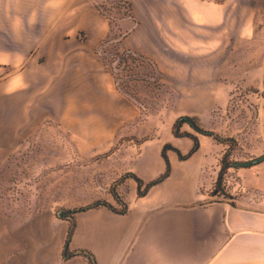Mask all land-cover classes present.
Returning <instances> with one entry per match:
<instances>
[{"label":"crops","instance_id":"crops-1","mask_svg":"<svg viewBox=\"0 0 264 264\" xmlns=\"http://www.w3.org/2000/svg\"><path fill=\"white\" fill-rule=\"evenodd\" d=\"M123 1L130 15L117 24L119 50L149 57L161 75L157 105L147 111L117 89L99 59L113 22L94 0H0V189L11 179L13 130L26 129L31 113L24 98L42 91L36 114L51 116L83 152L35 161L94 162L96 199L121 208L112 186L128 205L126 213L105 205L75 213L66 248L70 221L52 205L22 203L13 212L0 198V264H91V257L97 264H264V161L229 168L230 197L209 200L226 145L185 124L200 147L185 160L168 150L166 179L139 196L137 181L122 177H159L167 143L190 151L193 140L173 134L178 117L196 116L210 129L239 81L264 87L262 25L256 34L248 0ZM123 135L131 136L127 144ZM93 147L112 152L93 161Z\"/></svg>","mask_w":264,"mask_h":264},{"label":"rangeland","instance_id":"rangeland-1","mask_svg":"<svg viewBox=\"0 0 264 264\" xmlns=\"http://www.w3.org/2000/svg\"><path fill=\"white\" fill-rule=\"evenodd\" d=\"M94 1L105 16H112L115 19L116 26H114L111 35L112 38H119L120 31L116 27L121 18L130 15V9L128 6L126 7L127 4H123L120 0ZM247 6L254 13L256 34H259L261 25L263 33L264 0H248ZM82 39H85L84 35H82ZM115 40L107 48L108 58H106L109 63L105 65L112 71L116 87L118 83L121 88V90L117 89L139 106L142 111H147L149 107L156 106L158 102L159 88L161 87L159 69L157 66L153 71L151 68L141 67L136 69V73L132 72L130 68L127 72L114 69L115 61L118 58L115 52L119 51ZM263 41L262 39L261 46L264 45ZM252 52L258 55L260 52L258 44L253 47ZM99 59L103 62L100 57ZM146 76H154L155 79H149ZM37 93L39 96H26L23 101L28 111L31 112L27 120V128L13 130L9 147V168L12 173L10 182L5 188L0 189L2 202L13 212L22 203H37L42 207L43 205H52L60 215L65 210H73L70 207L75 201L81 203H75L74 209L90 206L100 201L95 197L96 194H99L95 191L100 189V186L97 185L98 177L93 176V172L88 170V166L94 162L35 161V159H43L41 157L58 159L67 156V154L83 152V147L73 145L74 140L71 133L62 129L51 116L36 114L45 106L42 103L44 101L41 96L43 92ZM263 93L264 87H247L239 81L237 87L231 91L228 97L226 110L222 113L217 110L214 115L213 123L209 128L223 136L234 137L238 141V146L231 155V159L234 161L248 162L264 155ZM129 139L131 136L123 135L120 138V143L127 144ZM227 149H230L229 146H225V151ZM111 152L112 149L93 147L91 153L96 155L93 161ZM229 173L228 170L223 176V181L218 188L219 194H212L213 185L209 200H218L223 196L229 198L227 192ZM107 188H109L108 185ZM110 189L112 190V186ZM101 191L103 190L101 189Z\"/></svg>","mask_w":264,"mask_h":264},{"label":"trees","instance_id":"trees-1","mask_svg":"<svg viewBox=\"0 0 264 264\" xmlns=\"http://www.w3.org/2000/svg\"><path fill=\"white\" fill-rule=\"evenodd\" d=\"M123 1V0H121ZM218 2H222L223 0H217ZM124 2V1H123ZM128 7H129V4L127 3ZM98 9L100 10V7L97 6ZM102 12V10H100ZM103 13V12H102ZM108 18H110L113 22V25L111 26L110 28V31L108 33V35L106 36V38L101 42H107L109 40L112 39V35H111V32L114 30V26H116L115 24V19L112 17V16H108L106 15ZM117 30H119L118 27H116ZM119 36H123L121 34V32L119 33ZM97 54H98V50H97ZM99 56V55H98ZM100 57V56H99ZM264 95V93H263ZM185 124H188L197 134H203V135H206V136H210L212 137L215 141H217L218 143H221L223 145H226V146H229V150L227 149L222 158H221V167H220V170H219V173H218V176H217V179H216V182L214 184V187H213V190H212V194H219V186L221 185L222 181H223V176L224 174L226 173V171L229 170V168L231 167H241V165L239 163H249V165L247 166H251L253 164H255V160L253 161H248V162H238V161H234L233 159H231V155H232V151L234 149H236V147L238 146V141L234 138V137H229V136H223L211 129H207L205 127L202 126L200 120L198 117L196 116H191V115H182L180 117H178L175 122L173 123V134L177 137H189L193 140L194 144H193V147L190 149L189 152L187 153H182L178 148H176L175 146L171 145V144H165L163 146V149H162V156L165 160V163H166V170L164 173H162L159 177H157L156 179L146 183L144 182L141 178H139L137 175H135L134 173H126L123 175V178H126V177H132L134 178L137 183H138V195L139 196H142L144 194H146L148 192V190L162 182L164 179H166L170 173H171V162H170V159H169V156H168V150L172 149L174 151H176L179 155V158L181 160H185V159H188L190 158L200 147V141H199V138L196 134L194 133H191V132H188V131H185L182 129L183 125ZM264 157V155L262 156ZM260 158V157H259ZM264 160V159H263ZM112 193L113 195L115 196V198L117 199L118 202L121 203V209H118L116 207H114L113 205H111L110 203H108L107 201L105 200H100V201H97L95 202L94 204L90 205V206H86V207H83V208H80V209H74V210H70V211H63L61 214H60V217L62 218H66L70 221V228H69V232H68V236H67V241H66V248H68V244H69V241L72 237V234L74 232V227H75V213L79 212V211H82V210H86L90 207H96V206H99V205H105V206H108L110 208H112L113 210L115 211H118V212H121V213H126L128 211V205L127 203H125L120 195L117 193V191L115 190V188L112 189ZM230 197V195H229ZM68 212V213H67ZM72 254L69 253L68 251L65 252V256L66 257H70ZM91 260V264H97L95 259L93 257L90 258Z\"/></svg>","mask_w":264,"mask_h":264},{"label":"built area","instance_id":"built-area-1","mask_svg":"<svg viewBox=\"0 0 264 264\" xmlns=\"http://www.w3.org/2000/svg\"><path fill=\"white\" fill-rule=\"evenodd\" d=\"M121 2H123V1H121ZM123 4H127V3L123 2ZM127 6L128 5H126V7ZM118 37L119 38H112L111 40H109L107 42H103V43H101L99 45V47L97 49L98 50V55L100 56V58L102 59L104 64L108 65V63H109L107 61V58H108L107 57V55H108L107 48H108V46L115 39H116L115 41L118 43V41L122 38V36L118 35ZM115 54L118 57L116 59V61H115V65L116 66H115L114 69H116V70H120V71L125 70L127 72L129 70V68H130L132 70V72L136 73V69L141 68V67L151 68L152 71L156 67L155 63L149 57H147L145 55H142V54H140V53H138L136 51H132V50L121 51V50H119V51H116ZM134 76H135V74H134ZM131 78H132V75H131ZM146 78L155 79L154 76H146ZM158 78H159V76H158ZM116 81H117V78H116ZM117 88L121 90V88L119 87L118 83H117Z\"/></svg>","mask_w":264,"mask_h":264},{"label":"water","instance_id":"water-1","mask_svg":"<svg viewBox=\"0 0 264 264\" xmlns=\"http://www.w3.org/2000/svg\"><path fill=\"white\" fill-rule=\"evenodd\" d=\"M264 159V157H260V158H258V159H256L255 160V163H257V162H260V161H262ZM241 166H247V165H249V163H239Z\"/></svg>","mask_w":264,"mask_h":264}]
</instances>
